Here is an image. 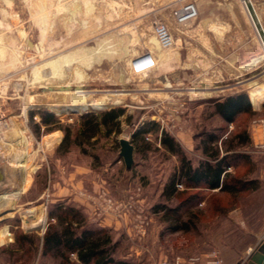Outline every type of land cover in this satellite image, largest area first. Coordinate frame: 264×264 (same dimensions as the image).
Segmentation results:
<instances>
[{
    "label": "rangeland",
    "instance_id": "rangeland-1",
    "mask_svg": "<svg viewBox=\"0 0 264 264\" xmlns=\"http://www.w3.org/2000/svg\"><path fill=\"white\" fill-rule=\"evenodd\" d=\"M40 1L0 0V171L6 167L20 175L28 170L17 159L13 160V156L24 148H18V138L8 132L11 127L8 124L12 122L28 132L31 145L25 155L28 163L37 166L30 174L31 182L22 192L17 189V184L0 190V196H5L3 199L17 196L14 208L4 209L0 216V231L7 227L11 233V240L0 241V264H58L52 258L42 256L40 251L34 252L27 242L19 248L16 241L21 233L43 237L49 224L50 205L64 199L84 208L92 222L96 223L105 213L117 217L122 230L112 228L119 241L115 256L130 264H158L167 256L205 257L212 252H217L229 264H248L250 255L264 241V101L261 108L253 106L254 113L243 114L238 124L226 123L216 112L217 101L232 94H249L247 85L250 82L264 83V60L249 69H237L262 49L243 1L94 0L104 13L103 23L92 28L88 38L74 45L95 46L102 36L131 35L134 31L140 38V45H137L141 51L137 56L140 57L149 53L147 36L157 34L156 27L161 24L169 27L173 39L181 42L177 46L179 67L170 72L157 68L144 76V73L134 74L125 61L114 65L109 60L89 70L91 78L84 88L92 90V94L123 90L127 94L121 103L106 108H126V114L122 116V133L85 142L87 152L78 144L64 151L60 147L64 138L62 130L37 136L32 128L30 111L48 109L35 101L47 102L60 96L55 92L56 88L34 81L33 71L44 60L39 50L41 30L38 20L42 14L50 18L53 21L51 28H55L51 38L61 43L68 41L71 34L66 30L62 16L65 7L76 0H48L47 9L42 12L38 7ZM252 2L264 23V0ZM188 5H194L195 15L181 22L177 13ZM143 9L146 11L139 12ZM207 20L226 26L224 35L206 27ZM77 27L73 30L75 34L79 33ZM193 62L197 64L193 65ZM213 71L220 74L213 83L200 87L205 93L195 95L190 92L202 73ZM119 73L130 80L124 84L119 80ZM164 77L172 83L170 87L166 88L160 82ZM81 115L58 117L62 123L74 124L77 129ZM128 116H131L130 123L126 121ZM34 119L40 121V115L36 114ZM151 120L180 141L195 162L204 157L201 148L194 150L204 133L222 128L223 137H228L229 133H244L246 128L250 142L240 147V151L248 156L240 159L237 168L231 171L247 179H256L258 188L233 196L203 187L199 198L182 210V220L189 228L173 230L174 219L165 215L164 210L156 211L155 207L158 204L170 208L178 205L180 200L166 199L163 189L180 165V157L161 145L160 132L148 134L146 140L140 139V150L136 147L135 162L130 170L119 155V138L128 136L132 140V132ZM56 131L61 134L60 140L48 144L47 139ZM185 142L193 144V150H187ZM0 177L5 180L4 176ZM185 188V185L180 187ZM82 192L97 194V198L86 200L81 196ZM89 205L94 208L90 209ZM102 206L99 215H95V209ZM31 208L34 209L31 216H26L25 210ZM41 208L46 214L43 229L27 228V220L34 219ZM124 223L128 224L129 231ZM142 224L144 234L139 232Z\"/></svg>",
    "mask_w": 264,
    "mask_h": 264
},
{
    "label": "trees",
    "instance_id": "trees-1",
    "mask_svg": "<svg viewBox=\"0 0 264 264\" xmlns=\"http://www.w3.org/2000/svg\"><path fill=\"white\" fill-rule=\"evenodd\" d=\"M216 112L226 123L238 124L243 114L254 113L248 94L237 93L216 102ZM36 114L40 121H35ZM126 114L125 107H113L99 113L87 112L81 115L77 129L74 124H64L60 118L48 110H31L32 128L37 136L62 130L64 138L60 147L68 151L70 146L78 144L84 148L85 142L99 136H116L123 131L122 116ZM128 123L131 116L127 117ZM75 129V130H74ZM244 133H229L223 137V129L204 133L195 150L201 148L204 157L195 162L187 155L180 141L171 135L154 120L144 122L132 133V143L139 149L140 139L146 140L150 133H161L160 143L166 150L180 157V165L170 175L163 189L166 199L176 198L179 203L170 208L164 204L156 205V211L164 210V214L174 219L173 230H187L189 225L182 220V210L190 207V203L199 198L200 189H218L219 193H229L237 196L240 193L258 188L256 179H247L236 175L231 169H236L238 161L247 157L240 147L247 146L250 137L246 128ZM234 133V132H233ZM201 145V146H200ZM185 185V189H180ZM188 193V197H184ZM29 243L34 252L40 251L44 257H49L58 264H130L116 258L118 240L115 239L112 228L98 225L89 220L84 208L66 199L58 200L50 205L49 224L43 237L21 233L17 237V245L24 247Z\"/></svg>",
    "mask_w": 264,
    "mask_h": 264
},
{
    "label": "bare ground",
    "instance_id": "bare-ground-1",
    "mask_svg": "<svg viewBox=\"0 0 264 264\" xmlns=\"http://www.w3.org/2000/svg\"><path fill=\"white\" fill-rule=\"evenodd\" d=\"M48 2V0H41L40 2H38V7L40 8L41 12L47 9V4H49ZM244 7L253 25V28L256 30L262 49L259 52H255V54H252L248 60L237 66V69L240 71L249 69L250 67L257 65L259 62L264 60V43L257 31L255 23L253 22V19L245 3ZM64 11L65 12L62 16L63 23L67 28L66 30H68V32L71 34V37H69L70 39L68 41L64 40L63 43L51 38L52 34L55 33V28H51L53 21H51L50 18L45 17L42 14L40 19L38 20V25L41 30L39 50L42 52L44 60L39 63L33 71L35 82L44 83L47 85V87L56 88L55 92L59 93L58 95H60L59 97L49 99V101L47 102H36L35 100L33 101H35V103L39 105H44L48 108V110L50 109V111H53L60 117L71 114H80L89 110L105 109L123 101L124 96L127 94L125 90H123L124 92L99 91L96 94H92V90H87L86 88H84L85 83H87L91 78L89 70H92L96 66L102 64L104 60H109L114 63V65L117 64L118 61H125V65H127V67L129 66V69H132V72H134V74L144 73V76L153 69L158 68L160 71L170 72L179 67L177 64L180 59V53L177 46L179 45V41L181 42V40L173 39L170 30L169 32L172 38V43L166 47L162 44V40L159 38V36H157V34H149L147 36L146 41L149 45L152 59L146 61L145 63H142L138 69H135L133 60L137 55L141 53V51L137 48V45L140 42V38L135 34L134 31L131 35L108 34L102 36L98 38L95 46H86L80 44L79 46L78 44L74 45V43H76L77 41L88 38L89 33L92 31V28L101 26L105 16L102 9L100 7H97V5L94 3V0L72 1L71 3H69L67 8L65 7ZM145 11L146 10L144 9L139 10V12L141 13ZM193 11H196L194 5L189 7V9L184 12V14H178L177 19L182 22L183 20L181 17ZM257 14L264 27L263 19L258 11ZM204 25L219 35H224L226 31V26H223L218 22L212 20H207ZM77 26L79 27V33L75 34L73 30ZM195 64L197 63L193 62V65ZM219 74L217 71H213L211 72V74L208 72H206L205 74L202 73L198 80L194 82V87L190 92L194 93L195 95L205 93L200 90V87L216 81ZM119 80L124 83L130 80V78L127 80L124 74H120ZM160 82L164 83V86H166V88L172 85L170 80L166 77L162 78ZM247 86V91L250 94L251 100L255 107H263L264 83L257 84L250 82ZM159 94L166 95L164 92H159ZM152 96L154 95L152 94ZM8 125L11 126L8 130L9 134L15 135L16 138H18V141L16 142V144H19L17 145L18 148L20 146L24 148L23 151L17 152L13 156V160L17 159L19 164H22L23 167H27L28 170H26V174L20 173V175H18L12 173V171L8 168L3 167L4 171H0V176H4L5 180H3V178L0 180V190L2 188L11 186L12 184H17V189L22 192L31 182L30 174L37 168V166L32 163H28L29 161H27V155H25L27 147L31 145L28 132L15 122L9 123ZM1 126L2 124L0 123V127ZM60 138V132L56 131L49 136V138L47 139V143L53 144V142H58ZM31 159L32 158H30V160ZM1 165H3L2 162ZM3 197L5 196H0V216L3 215L4 209L14 208V202L17 201V196H14L10 199H3ZM33 211L34 209L32 208L25 210V213H28V215L26 216H31L30 213ZM45 220V209L41 208L34 219L27 220L26 226L27 228L43 229ZM9 240H11V233L7 227H4L0 231V241L7 242Z\"/></svg>",
    "mask_w": 264,
    "mask_h": 264
},
{
    "label": "water",
    "instance_id": "water-1",
    "mask_svg": "<svg viewBox=\"0 0 264 264\" xmlns=\"http://www.w3.org/2000/svg\"><path fill=\"white\" fill-rule=\"evenodd\" d=\"M247 9L249 10V13L253 19V22L255 23V26L257 28V31L264 43V27L258 17L257 11L255 9V6L252 2V0H243ZM151 59V55L150 53H148V55H146V57L142 58V59H135L133 61L134 65L135 64H142L145 63L146 61H149ZM250 101L252 103V105L255 107V105L253 104L250 95L248 94ZM112 107V106H110ZM106 109V108H105ZM48 110V109H47ZM104 109H98V110H89V111H85L82 112L80 114H84L87 112H91V111H102ZM50 111V110H48ZM52 113H54L53 111H50ZM55 115H57L56 113H54ZM59 116V115H57ZM133 133V132H132ZM132 136V134H131ZM119 144H120V157L123 158L124 163L126 165V168L128 170H130L135 162V152H136V147L135 145L132 143L131 141V137L128 136H122L119 138ZM248 264H264V241H262L257 249L250 255L249 260H248Z\"/></svg>",
    "mask_w": 264,
    "mask_h": 264
},
{
    "label": "built area",
    "instance_id": "built-area-1",
    "mask_svg": "<svg viewBox=\"0 0 264 264\" xmlns=\"http://www.w3.org/2000/svg\"><path fill=\"white\" fill-rule=\"evenodd\" d=\"M192 5H188L187 7L184 8V11L181 10V12L179 11V13L184 14V12H186L189 7H191ZM196 11H193L191 13L185 14V16L181 17L182 20H186L189 17L195 15ZM177 13V15L179 14ZM156 33L157 36H159V38L162 40V44L166 47L169 46L172 43V38L169 32V29L167 28V26L165 25H157L156 27ZM150 53V51H149ZM146 55H148V53L143 54L142 56L135 58V59H142L144 57H146ZM151 55V53H150ZM152 59V56H151ZM141 64H135V69H138L140 67ZM81 196L89 201H94L97 198V194H93V193H85L82 192ZM99 197L101 196L98 195ZM110 202H112L111 200H109ZM140 233L144 234L145 231V226L142 224L140 230ZM158 264H226L224 259L217 253V252H212L210 254H207L205 257H199V256H183V255H176L174 257H164L163 259H161ZM238 264H242V263H238Z\"/></svg>",
    "mask_w": 264,
    "mask_h": 264
},
{
    "label": "crops",
    "instance_id": "crops-1",
    "mask_svg": "<svg viewBox=\"0 0 264 264\" xmlns=\"http://www.w3.org/2000/svg\"><path fill=\"white\" fill-rule=\"evenodd\" d=\"M184 146H185V148H186L187 150H189V151L193 150V144H191V143H187V142H185V143H184ZM194 150H195V147H194ZM216 190H218V189H216ZM77 200H82V199L78 198ZM89 208H90V209H91V208H94V206L89 205ZM102 208H103V206H102V207H99V209H95V210H96V211H95V215H96V214L99 215L98 210L101 211ZM124 222H125V221H124ZM96 223H97L98 225H101V226H107V227L114 228L115 231L122 230V229H121L122 223L120 222V220H119L117 217H115V216H113V215H111V214H106V213H105L104 216H101V217L97 220ZM123 226L125 227V229H126L127 231H129V226H128V224L124 223ZM225 263H226V264H229V263H227V262H225Z\"/></svg>",
    "mask_w": 264,
    "mask_h": 264
}]
</instances>
